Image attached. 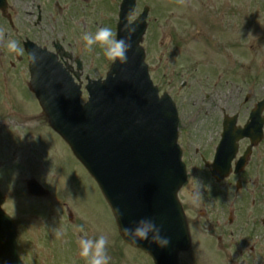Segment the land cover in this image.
<instances>
[{"label": "rangeland", "instance_id": "374dc122", "mask_svg": "<svg viewBox=\"0 0 264 264\" xmlns=\"http://www.w3.org/2000/svg\"><path fill=\"white\" fill-rule=\"evenodd\" d=\"M72 1L61 0L60 8H58L56 4L53 5L54 1L52 0H13L21 11L19 14H13L16 28L6 29L9 26L3 27L0 22V34H4L1 37H4L6 40L9 38L17 39L22 31L29 30L28 33L31 37L42 41H49L56 39L58 33H65L69 36V41L72 43V50L75 55L85 60L86 65L87 60L89 63H93L88 71L92 75L99 76L103 71H101L100 67H96V59L91 55V51L85 47L82 36L85 32H90V26L86 28L85 24L86 22L90 24L91 18L102 23H109L111 16L114 18L117 0H92L88 1V3L79 0L78 5H72ZM141 1L142 3H147L148 0ZM150 1L152 2L150 4L156 7L154 13L161 15L163 18L158 28L154 27L153 31V21L151 20L152 24L148 29L144 43L149 55L148 62L151 65L152 76L164 90L172 91L174 96H178L185 119H191L192 115L197 118V123L193 126V130H195V134L197 135L195 141H193L194 146L196 148L198 144L209 146L217 136L218 126L216 120L221 118L223 110H227V113L232 114L240 113L242 119H244L247 116V110L255 104L254 98L260 97L264 93V0ZM225 2H228L229 7L226 6ZM50 6L53 8V11L50 9ZM221 8L222 10L220 11ZM192 13L196 17L190 22L192 20ZM197 14L199 15L197 16ZM197 18H199L198 27L196 25ZM35 23L36 26L34 25ZM155 29H157L156 32L158 33H155ZM219 30H222V33H220V37H217ZM157 35H159V38L155 41L158 44V48L157 50L156 48L153 50V38L155 39ZM224 39L225 41L221 42ZM225 43H227L226 47H224ZM75 46H77L76 49ZM3 51L9 53L6 47H0L1 62L5 61V57L8 56ZM223 55L227 57L226 63L222 62ZM189 56L194 59V62L191 64L188 59ZM97 57L102 61L108 59L104 55L102 47ZM194 63L196 64L191 67ZM198 65L199 73L195 71ZM208 69L213 74L216 71L226 69L228 77H223L221 85L213 88L212 80L206 79L201 81L200 78L202 75L209 76ZM171 78L176 80L175 84L170 83ZM185 79H189L191 85L187 90L180 91L178 85ZM16 84L13 79L0 76V105H4L10 95H15L23 105H27L29 95L24 89H16ZM206 93L211 94L209 100L204 98V94L206 95ZM198 94H203L202 98L206 101L198 104L199 99L202 100L199 97L195 98ZM251 94L254 97L253 100L247 106L240 108L239 104L243 102L244 96H251ZM2 111L0 110V112ZM29 112L33 113V110ZM5 120L6 124L12 127L19 125L14 118H9L7 115H5ZM37 123L29 122L28 126L34 128L38 125ZM1 126L6 125L2 123ZM2 130L4 129H0V135L8 133ZM44 136L59 153L57 159L58 169L48 170L44 176L45 178L41 176V180L46 186L55 192L54 199L56 195L57 198L53 201L35 202L47 211L46 217H44L47 218L46 230L52 232L49 236L54 239L55 233L61 232L62 235L58 237V240L62 244L69 235L73 234L82 218L85 229L96 232L98 236L101 234L107 235L109 239L108 253L111 256L110 264H151L148 258L141 254L138 256L136 250L126 248L120 241L112 212L97 185L76 162L65 144L62 142L60 144V140H57L53 132L44 131ZM22 150L24 153H28L34 157L38 156L42 159L41 155L32 150L27 144ZM206 150H208V147H206ZM258 150L256 161L258 165L252 164L245 173L244 179L248 185L249 198L251 196V199L254 200V198L257 199L258 195L262 194L261 201H263L264 144ZM15 152L16 149L8 148L6 151L0 149V163L9 157L8 155L11 153L15 159L9 161L8 165L10 167L21 162V160H17L18 157L14 154ZM50 160L52 162L55 161L53 153L50 156ZM32 175H35L33 171L28 172L27 169H23L20 175L22 185L18 187H23L26 178ZM259 175L262 176L261 182L257 180V176ZM220 187L223 189L224 186ZM24 189L26 192L25 187ZM190 189H192V186H190ZM220 192L222 196L219 195L212 203L215 206L223 207L229 198L224 195L223 191ZM22 198L25 199L26 197L23 195ZM196 198H198L197 194ZM247 200L249 201L241 204L244 210L240 213V220L237 219L235 223L234 230L237 235L245 227L243 222L248 215L247 211L250 205V199ZM62 202H67L69 205L72 203L74 211L81 213L82 217L80 215L79 218L74 216L75 226H70L67 218H63ZM258 204L257 202L256 205L252 206L251 204L250 206V208H255L253 210L255 215L260 214L262 207ZM51 206H54V208ZM51 208H53L52 211H48ZM203 208V206L196 207V214ZM73 209H71V214L75 215ZM49 212H51L50 219L48 216ZM198 215L199 217L201 216V214ZM202 223L203 221L198 222L199 225ZM39 230L40 228L30 226V234L34 236H41L38 234ZM86 234L90 235V233ZM230 239V233H228L224 240H222L225 244ZM214 241L218 244L219 250H221L220 242ZM242 243H244V247L241 250H245L246 240H243L239 236V245ZM208 244L209 242L202 237L203 251L207 249ZM32 249L34 252L37 251V247L35 246ZM221 252L232 258V254L237 253L239 259L243 260V262H246L248 258L245 252L244 259H242L238 250H234L231 247ZM213 256L214 258H212ZM223 257L222 254L210 255L204 263L222 264L221 260ZM258 257H262V255ZM181 264H189L186 255L181 257Z\"/></svg>", "mask_w": 264, "mask_h": 264}, {"label": "water", "instance_id": "95a60500", "mask_svg": "<svg viewBox=\"0 0 264 264\" xmlns=\"http://www.w3.org/2000/svg\"><path fill=\"white\" fill-rule=\"evenodd\" d=\"M138 36L135 32L131 37L133 54L137 48L141 51ZM128 57L134 66L115 64L106 82L90 87L91 100L85 107L79 106L78 94L61 93L44 96V109L51 126L99 182L120 228L151 217L170 239L161 248L146 241L130 242L121 231L126 241L150 252L157 264H169L187 238L175 200L184 174L166 118L175 113L168 100L158 102L146 72L140 70L141 62H136L138 56ZM60 86L68 84L64 81ZM172 128H176L175 118ZM172 165L177 166L176 173L169 171Z\"/></svg>", "mask_w": 264, "mask_h": 264}, {"label": "clouds", "instance_id": "9594fccd", "mask_svg": "<svg viewBox=\"0 0 264 264\" xmlns=\"http://www.w3.org/2000/svg\"><path fill=\"white\" fill-rule=\"evenodd\" d=\"M127 19V38H117L113 29L105 25L98 27L94 33L85 32L83 34L82 40L85 42V47L91 50L93 45L99 43L103 48L104 55L108 59L119 61L121 64L126 63L128 52L132 48L131 37L137 30V26L134 23L136 19L135 6L129 9ZM6 48L16 55L23 56L25 53V49L15 38L7 40ZM29 57L34 64L42 60V57L36 53H29ZM77 230L84 233V235L78 237V244L80 249L79 254L85 259L86 264H110L111 256L107 251V245L109 244L107 235L101 234L95 238L89 237L82 225L78 226ZM121 231L130 242L134 243L146 241L161 248L167 247L170 243V239L162 235V225H158L151 217H142L135 220L129 226H124ZM55 235L59 237L62 233L56 232Z\"/></svg>", "mask_w": 264, "mask_h": 264}]
</instances>
